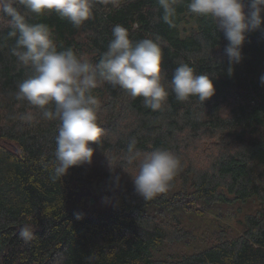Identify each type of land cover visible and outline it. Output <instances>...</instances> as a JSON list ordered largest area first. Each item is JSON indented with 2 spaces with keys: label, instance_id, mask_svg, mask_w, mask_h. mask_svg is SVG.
Wrapping results in <instances>:
<instances>
[{
  "label": "trees",
  "instance_id": "trees-1",
  "mask_svg": "<svg viewBox=\"0 0 264 264\" xmlns=\"http://www.w3.org/2000/svg\"><path fill=\"white\" fill-rule=\"evenodd\" d=\"M93 4L92 18L79 27L55 13L21 11L29 23L50 26L58 51L70 48L93 65L117 24L133 41L159 37L169 96L153 112L118 86L105 82L94 89L105 134L90 145V164L55 177L59 122L17 98L32 69L12 55L15 38L8 35L7 20H0V264H264V25L247 34L242 61L230 65L223 33L211 19L192 14L188 0L175 5L171 24L162 0ZM181 63L212 79L211 98L176 99L170 85ZM133 142L141 155L162 149L181 162L170 188L150 200L131 182L139 160H128ZM251 199L258 209L244 214L238 236L222 232L210 247L177 260L154 257L162 245L191 237L175 217L188 203ZM25 226L34 233L27 242L19 235Z\"/></svg>",
  "mask_w": 264,
  "mask_h": 264
},
{
  "label": "clouds",
  "instance_id": "clouds-1",
  "mask_svg": "<svg viewBox=\"0 0 264 264\" xmlns=\"http://www.w3.org/2000/svg\"><path fill=\"white\" fill-rule=\"evenodd\" d=\"M164 19L171 24L179 0H162ZM93 0H0V20H7L15 38L13 56L23 66H30L32 74L18 85V99L26 100L42 117L58 121L55 138L54 176L63 177L75 166L90 164L94 149L105 130L98 124V98L93 90L107 82L118 86L133 99L140 98L153 112L161 110L169 91L162 83L163 50L156 40L130 39L129 32L117 24L112 39L98 63L93 65L79 58L72 49L58 51L50 26L32 24L21 11L36 16L55 13L79 27L93 16ZM188 10L198 17L211 19L227 40L224 53L230 65L239 64L242 47L248 33L264 25V0H188ZM232 69L229 68V74ZM264 86V75L260 77ZM171 91L178 101L197 97L204 102L215 94L212 79L207 74L197 75L187 63L175 68ZM129 145L130 163H136V174L131 178L135 191L150 200L166 192L181 168L179 158L167 150L157 149L141 155ZM20 237L26 242L34 233L22 227Z\"/></svg>",
  "mask_w": 264,
  "mask_h": 264
},
{
  "label": "rangeland",
  "instance_id": "rangeland-1",
  "mask_svg": "<svg viewBox=\"0 0 264 264\" xmlns=\"http://www.w3.org/2000/svg\"><path fill=\"white\" fill-rule=\"evenodd\" d=\"M94 196L101 206L105 205V200L98 192ZM189 204L187 208L178 210L180 212H176L175 217H178L180 225L191 234V237L183 242L162 245L153 252L155 258L177 260L184 255L205 250L216 243V237L222 232L228 237H236L243 228L244 214L258 209L253 199L232 205H206L200 202ZM185 211L194 213L187 214Z\"/></svg>",
  "mask_w": 264,
  "mask_h": 264
}]
</instances>
